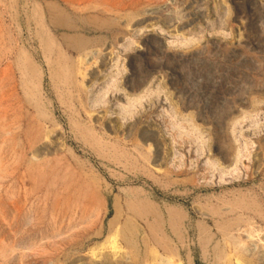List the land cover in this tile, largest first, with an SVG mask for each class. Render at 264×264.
Listing matches in <instances>:
<instances>
[{
	"label": "rangeland",
	"instance_id": "374dc122",
	"mask_svg": "<svg viewBox=\"0 0 264 264\" xmlns=\"http://www.w3.org/2000/svg\"><path fill=\"white\" fill-rule=\"evenodd\" d=\"M237 263L264 264V0H0V264Z\"/></svg>",
	"mask_w": 264,
	"mask_h": 264
},
{
	"label": "bare ground",
	"instance_id": "6f19581e",
	"mask_svg": "<svg viewBox=\"0 0 264 264\" xmlns=\"http://www.w3.org/2000/svg\"><path fill=\"white\" fill-rule=\"evenodd\" d=\"M113 63H114V61H113ZM116 63H117V62H116ZM94 67H95V66H94ZM109 73H110V72H109ZM111 78H112V77H111ZM111 78H110V79H111ZM106 79H107V78H106ZM105 84H106V83H105ZM110 84H111V83H110ZM110 84H109V85H110ZM112 84H113V83H112ZM109 85H108V86H109ZM111 86H112V85H111ZM105 88H106V86H105ZM103 89H104V88H103ZM98 92H102V91H98ZM104 92H105V91L103 90V93H104ZM107 92H108V91H107ZM103 93H101V94H103ZM101 94H98V95H97V98H98V96L101 95ZM107 95H108V94H107ZM142 95H143V94H142ZM105 96H106V95H105ZM97 98H96V99H97ZM102 99H103V98H102ZM102 99H101V100H102ZM138 100H139V99H138ZM94 101H95V100H94ZM135 101H136V100H135ZM131 102H132V101H131ZM98 103H99V102H98ZM134 103H135V102H134ZM132 105H133V104H132ZM127 106H128V105H127ZM251 122H252V121H251ZM255 125H256V124H255ZM228 171H229V170H228ZM101 247H102V246H101ZM104 247H106V246H104ZM117 247H118V246H117ZM111 248H112V247H111ZM262 248H263V247H262ZM114 249H115V248H114ZM114 249H113V250H114ZM117 249H118V248H117ZM117 249H116V250H117ZM112 252H113V251H112ZM116 252H117V251H116ZM93 253H95V252H93ZM115 255H116V253H115ZM92 259H93V258H92ZM237 264H238V263H237Z\"/></svg>",
	"mask_w": 264,
	"mask_h": 264
}]
</instances>
